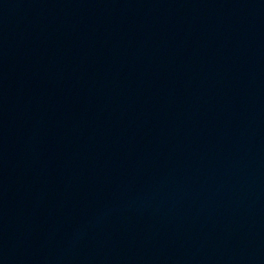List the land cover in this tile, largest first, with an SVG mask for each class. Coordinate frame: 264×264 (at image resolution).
Masks as SVG:
<instances>
[{
	"label": "water",
	"instance_id": "obj_1",
	"mask_svg": "<svg viewBox=\"0 0 264 264\" xmlns=\"http://www.w3.org/2000/svg\"><path fill=\"white\" fill-rule=\"evenodd\" d=\"M203 216L264 264V0H47Z\"/></svg>",
	"mask_w": 264,
	"mask_h": 264
}]
</instances>
